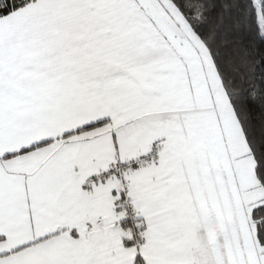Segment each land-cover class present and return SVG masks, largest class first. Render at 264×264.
I'll return each instance as SVG.
<instances>
[{"label": "snow or ice", "instance_id": "obj_1", "mask_svg": "<svg viewBox=\"0 0 264 264\" xmlns=\"http://www.w3.org/2000/svg\"><path fill=\"white\" fill-rule=\"evenodd\" d=\"M0 264H264V0H0Z\"/></svg>", "mask_w": 264, "mask_h": 264}]
</instances>
